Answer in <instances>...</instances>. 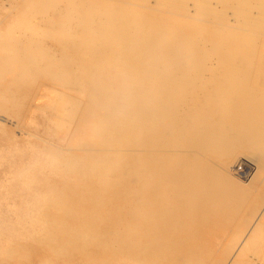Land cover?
<instances>
[{
	"label": "bare ground",
	"instance_id": "bare-ground-1",
	"mask_svg": "<svg viewBox=\"0 0 264 264\" xmlns=\"http://www.w3.org/2000/svg\"><path fill=\"white\" fill-rule=\"evenodd\" d=\"M0 119V264H264V0H0Z\"/></svg>",
	"mask_w": 264,
	"mask_h": 264
},
{
	"label": "rangeland",
	"instance_id": "rangeland-1",
	"mask_svg": "<svg viewBox=\"0 0 264 264\" xmlns=\"http://www.w3.org/2000/svg\"><path fill=\"white\" fill-rule=\"evenodd\" d=\"M200 44H201V42H200ZM201 46H202V44H201ZM1 120L2 119H0V121ZM16 133L19 134L18 131ZM136 249L137 248L132 247L130 245V242H129L126 245V248L123 251H121V252H115L117 255H115L114 252H110L108 250L103 249L102 255L104 257V260H100V259L97 260L98 259V256L95 257V259H93V260H95V262L97 264H130L131 262L135 261L136 258L143 260L142 259L143 258L142 255L136 254L137 253V250ZM77 250H79V249H77ZM80 252L83 254V251L80 250ZM159 252H161V253H159ZM162 254H163V256L166 255V257H169L170 258V257H172L173 252L169 251L168 249H158V254L157 255H162ZM149 257H150V259H148L147 262L153 264L152 261H154V260H152V257L151 256H149ZM162 258H161V260H162ZM105 260H107V262H105ZM160 261L158 262V264H160Z\"/></svg>",
	"mask_w": 264,
	"mask_h": 264
}]
</instances>
